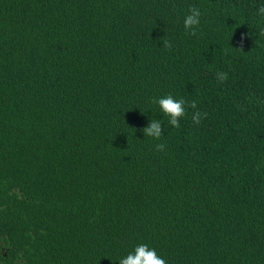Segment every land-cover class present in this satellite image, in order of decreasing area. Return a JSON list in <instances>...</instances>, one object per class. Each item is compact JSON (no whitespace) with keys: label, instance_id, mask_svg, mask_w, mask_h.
<instances>
[{"label":"trees","instance_id":"obj_1","mask_svg":"<svg viewBox=\"0 0 264 264\" xmlns=\"http://www.w3.org/2000/svg\"><path fill=\"white\" fill-rule=\"evenodd\" d=\"M255 6L0 0V264H119L139 243L166 264H264ZM189 7L202 11L195 35ZM165 93L203 118L188 107L144 138L152 113L139 108Z\"/></svg>","mask_w":264,"mask_h":264},{"label":"clouds","instance_id":"obj_2","mask_svg":"<svg viewBox=\"0 0 264 264\" xmlns=\"http://www.w3.org/2000/svg\"><path fill=\"white\" fill-rule=\"evenodd\" d=\"M202 11L199 7H189L188 11L183 16L184 29L195 35L198 28L201 25ZM253 16L256 19H264V0H256V6L253 12ZM259 31L264 33V24L259 26ZM249 33L241 34V41L248 38ZM166 43V42H162ZM226 73L217 72L216 76L218 80L223 81L226 78ZM151 105H155L156 111L153 114ZM188 107L195 109L192 113V121L194 124H199L203 115L196 107L194 100L188 101L184 97H176L171 93H165L159 96L152 97L149 101V107L147 111L139 110L141 114H147L151 112L152 115L147 117V123L145 126L139 129L143 137L151 138L154 141H159L162 136L165 135L166 130L169 128H178L180 121L186 115ZM159 114L157 118L156 114ZM137 131L134 129V132ZM155 149L163 151L165 149L164 143H156ZM112 261H118L119 264H166L165 259L158 255L155 248L150 247L147 243H139L132 247L131 251L126 254L110 259Z\"/></svg>","mask_w":264,"mask_h":264}]
</instances>
